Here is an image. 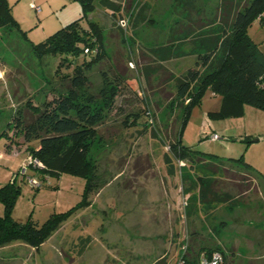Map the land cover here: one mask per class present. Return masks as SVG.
<instances>
[{
    "label": "rangeland",
    "instance_id": "obj_1",
    "mask_svg": "<svg viewBox=\"0 0 264 264\" xmlns=\"http://www.w3.org/2000/svg\"><path fill=\"white\" fill-rule=\"evenodd\" d=\"M7 1L25 37L15 29H0V187L7 183L20 185L11 212L19 222L31 216L41 224L51 214L70 213L37 250L19 240L0 247V264H177L184 241L190 246L187 264L196 262L200 252L212 249L224 253L223 264L264 261L245 260L247 253H264V110L246 104L239 116L211 119L207 111L218 109L220 99L207 93L201 104L192 105L181 127L182 109L174 107L172 101L174 83H161L163 76L158 72L146 79L142 71L144 64L155 61L148 55L149 48L165 44L171 29L175 27L176 31V22H187L181 3L116 0L127 21L123 28L116 23L118 14L105 10L100 0L94 1L95 10L87 17L102 29L105 56L86 71L87 92L99 103L102 88L109 90L115 84L120 92L89 152V160L95 163L100 176V187L87 196L90 205L81 208L84 177L62 173L58 178L50 176L40 188L33 187L21 175L25 151L6 148L8 137L18 143L22 140L11 126L14 113L25 108L27 102L39 105L65 93L72 65L59 55L38 58L30 46L77 19L81 5L74 0ZM194 4V20L213 19L218 13L219 0H194ZM247 32L264 51V23L253 22ZM181 45V56L164 62L177 75L195 67L197 53L202 52L189 41ZM117 77H122L124 83L116 85ZM134 116L137 118L132 123H125ZM206 120L211 124L207 134L217 133L218 140L205 137L202 128ZM152 128L161 135L169 133L172 139L179 130L185 146L222 159L242 156L248 164L230 166L224 162L230 169L218 175L219 189L233 196L242 191L233 180L239 176L235 171L248 174L256 184L239 198V207L231 212L226 230L218 229V220L224 219V210L228 213V209H220L212 219L214 213H210L222 204H196L194 188L187 192L194 207L189 206V215L181 216L180 177L165 169L164 146L159 137L151 135ZM258 135L262 139L253 141ZM3 211L0 201V214ZM88 236L89 242L80 252Z\"/></svg>",
    "mask_w": 264,
    "mask_h": 264
},
{
    "label": "trees",
    "instance_id": "obj_2",
    "mask_svg": "<svg viewBox=\"0 0 264 264\" xmlns=\"http://www.w3.org/2000/svg\"><path fill=\"white\" fill-rule=\"evenodd\" d=\"M74 1L81 5V15L43 41L30 46L31 52L38 58L44 55H59L63 61L72 65L73 73L66 77L68 83L65 93H60L39 105L27 102L25 108L14 113L11 126L22 140L18 143L10 136L6 148H20L26 155H31L41 163V166L28 164L21 174L24 175V181L25 177L27 181L30 177L40 182V185L33 187L40 188L50 176L58 178L62 173L84 177L86 185L80 207L85 208L90 205L87 196L97 191L101 183L95 163L89 160L91 143L98 134V128L106 121L108 111L113 109L114 98L120 91L115 84L109 90L102 88L98 95L102 100L100 103L96 96L87 92L89 81L85 73L105 56L102 29L87 17L95 10V0ZM177 1L185 10L184 19L187 22H176L177 29H171L165 44L149 48L148 55L156 62L152 60L153 62L144 64L142 71L146 79L158 72L163 76L161 83H174L176 93L172 101L174 107L182 109L181 127L186 122L192 105L201 104L207 93L220 99L218 109L207 111V116L211 119L239 116L243 114L246 104L264 110V51L247 32L253 22L264 23V0H250L244 5H241L239 0H219L218 13L209 20L191 18L192 9H196L194 0ZM7 2L0 0V29H15L21 31L25 37ZM100 4L114 16L119 15L117 22L126 19L121 15L116 0H100ZM196 11L199 12V9ZM84 20L86 24H83ZM184 41H189L193 48L202 52L197 53L195 67L177 75L168 70L164 62L181 56V44ZM117 78L116 85L124 83L122 77ZM136 118L137 116H134L131 122L126 119L124 121L129 124ZM149 131L163 143L165 169L169 174L176 173L180 177L182 193L187 195L186 204H182L185 216L189 215V206L194 207L190 201L191 194L188 196L187 193L190 192L189 188L196 190V204L209 207L213 203L235 206L241 201L243 193L256 187L248 174L235 171L239 176L233 180L241 185V193L233 196L230 192L219 189V173L230 169H226L224 162L230 166H248L242 156L222 159L216 155L198 152L181 144L179 130L174 136L175 139H172L169 133L158 134L154 128ZM5 133L8 136L7 131H4ZM179 162L184 164L179 165ZM182 168L186 171L184 174ZM19 186L7 183L0 187V201L4 206V211L0 214V247L19 240L37 250L61 225V221L70 211L51 214L41 224L36 223L31 216L25 222H19L11 214L15 199L20 193ZM220 226L224 227V223ZM88 239L89 236L81 245L80 252L84 251ZM189 247L188 242L181 244L177 264L189 262ZM215 250L222 253L219 249L200 252L193 264H198L201 256L209 257ZM222 255L224 261V253Z\"/></svg>",
    "mask_w": 264,
    "mask_h": 264
},
{
    "label": "built area",
    "instance_id": "obj_3",
    "mask_svg": "<svg viewBox=\"0 0 264 264\" xmlns=\"http://www.w3.org/2000/svg\"><path fill=\"white\" fill-rule=\"evenodd\" d=\"M34 9L36 11H39L40 8L38 6H34ZM119 24V26L121 27H126L127 25V21L126 19H122V20H119L117 22ZM206 136L210 139V140H215L219 138V135L217 133H213V134H206ZM24 162V166H23V172L25 170V167L30 164V163H33L34 166H41V163L38 162L37 159H34L31 155L27 154L26 155V158H25V161ZM184 163L183 162H179V165H183ZM28 182L32 185V186H38L40 185V182H38L36 179L34 178H28ZM179 189L180 191H182V187L181 185L179 186ZM186 199H187V195H183L182 197V200H181V204H186ZM181 216L184 218L185 214L184 212L181 211ZM185 250H186V245H185ZM223 261V255L222 253H220V251H213L211 252V254L208 256H201L200 257V260L198 261V264H221Z\"/></svg>",
    "mask_w": 264,
    "mask_h": 264
},
{
    "label": "crops",
    "instance_id": "obj_4",
    "mask_svg": "<svg viewBox=\"0 0 264 264\" xmlns=\"http://www.w3.org/2000/svg\"><path fill=\"white\" fill-rule=\"evenodd\" d=\"M210 123V121L209 120H206V122L204 123L205 125H204V127L202 128V132L203 133H208L209 132V130H207V129H209L210 128V125L211 124H209ZM258 137V139H256L257 141H259L260 139H262V136L261 135H258L257 136ZM256 137V138H257ZM231 157V156H230ZM171 204V203H170ZM258 206H260V205H258ZM224 207H226V209H228L227 211H229L228 213L226 212V210H224L225 211V215L222 217V218H224V219H220V220H218L219 221V225H218V227H216V228H218V229H220L221 231H224V230H226L227 229V227H229L230 226V224H231V216H230V214H231V212L233 211V209L234 208H237V207H239L238 205H235V206H229V205H227V204H222V205H220L219 207H216L213 211H212V213H210V214H213L212 216V219L213 218H216L215 217V215H216V213H217V211H219L220 209H223ZM208 215V214H207ZM198 216V215H197ZM196 216V217H197ZM227 218H226V217ZM234 217H235V215H234ZM211 222V221H210ZM214 222V221H213ZM224 223V227H221L220 226V224L221 223ZM211 224H212V226H214V223H212L211 222ZM239 227V226H238ZM240 229V228H239ZM241 230V229H240ZM244 230V228L242 227V231ZM245 236H249V237H252L251 235H247V234H245ZM254 238V237H253ZM259 245V244H258ZM245 260H258L259 262L260 261H262V260H264V253H261V255H260V253L259 254H253V255H251V254H249V253H247V256L245 257ZM262 262H264V261H262ZM262 262H260L259 264H262Z\"/></svg>",
    "mask_w": 264,
    "mask_h": 264
},
{
    "label": "water",
    "instance_id": "obj_5",
    "mask_svg": "<svg viewBox=\"0 0 264 264\" xmlns=\"http://www.w3.org/2000/svg\"><path fill=\"white\" fill-rule=\"evenodd\" d=\"M256 139H258V138L253 139V141H255Z\"/></svg>",
    "mask_w": 264,
    "mask_h": 264
}]
</instances>
